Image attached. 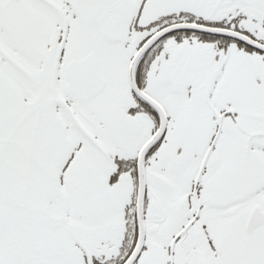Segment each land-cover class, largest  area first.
<instances>
[{
	"label": "snow or ice",
	"instance_id": "1",
	"mask_svg": "<svg viewBox=\"0 0 264 264\" xmlns=\"http://www.w3.org/2000/svg\"><path fill=\"white\" fill-rule=\"evenodd\" d=\"M0 264H264V0H0Z\"/></svg>",
	"mask_w": 264,
	"mask_h": 264
}]
</instances>
